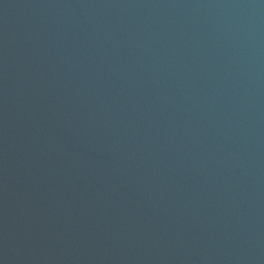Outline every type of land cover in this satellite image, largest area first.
<instances>
[{"label":"water","instance_id":"obj_1","mask_svg":"<svg viewBox=\"0 0 264 264\" xmlns=\"http://www.w3.org/2000/svg\"><path fill=\"white\" fill-rule=\"evenodd\" d=\"M0 264H264V0H0Z\"/></svg>","mask_w":264,"mask_h":264}]
</instances>
